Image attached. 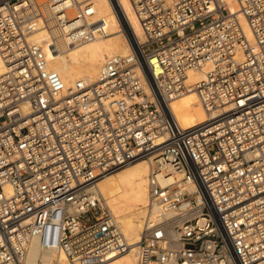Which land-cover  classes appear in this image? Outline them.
Returning a JSON list of instances; mask_svg holds the SVG:
<instances>
[{
    "label": "built area",
    "instance_id": "2783aa9c",
    "mask_svg": "<svg viewBox=\"0 0 264 264\" xmlns=\"http://www.w3.org/2000/svg\"><path fill=\"white\" fill-rule=\"evenodd\" d=\"M63 1L0 0V264H26L33 240L47 264L126 252L95 185L140 158L136 264H264V0H128L142 41L110 0L130 51L68 88L30 40L49 19L95 38L90 1ZM190 90L209 118L183 128L171 102Z\"/></svg>",
    "mask_w": 264,
    "mask_h": 264
},
{
    "label": "bare ground",
    "instance_id": "6f19581e",
    "mask_svg": "<svg viewBox=\"0 0 264 264\" xmlns=\"http://www.w3.org/2000/svg\"><path fill=\"white\" fill-rule=\"evenodd\" d=\"M89 1L94 8L90 23L96 31L92 40L73 41L50 19L45 23L39 21L30 36L31 42L41 47L48 69L58 73L65 88L71 87L76 81L95 82L101 66L108 58L124 56L130 51L124 23L110 0H65L62 5L71 6L69 13L72 14L77 3ZM119 2L129 25L142 41L141 29L130 2ZM4 70L5 65L0 58V75ZM204 73V70L188 71L186 83L193 85L202 81ZM171 107L183 128L192 127L209 118L193 90L177 96L172 100ZM151 162L152 158L135 159L99 177L95 189L100 194L102 206L119 225L129 249L90 264H136V245L142 227V210L148 197L147 177ZM56 257L60 263L66 259L63 253H58ZM50 258L51 255L43 251L36 240L31 242L26 264H47Z\"/></svg>",
    "mask_w": 264,
    "mask_h": 264
}]
</instances>
